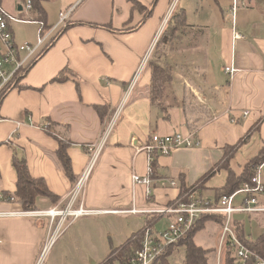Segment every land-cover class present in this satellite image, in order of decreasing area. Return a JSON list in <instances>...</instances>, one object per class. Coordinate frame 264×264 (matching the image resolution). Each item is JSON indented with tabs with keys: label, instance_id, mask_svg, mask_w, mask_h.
Segmentation results:
<instances>
[{
	"label": "crops",
	"instance_id": "0c3cea01",
	"mask_svg": "<svg viewBox=\"0 0 264 264\" xmlns=\"http://www.w3.org/2000/svg\"><path fill=\"white\" fill-rule=\"evenodd\" d=\"M138 1L146 10L130 0L45 2L49 25L58 22L62 11H73L68 25L0 103V190L5 195L15 196L17 190L18 155L25 158L31 175L42 178L59 198L55 203L38 197L37 211L65 206L74 179L87 167L116 112L86 184L84 203L102 213L142 218L137 230L153 214L129 210L162 209L174 203L183 175L198 196L213 201L229 172L240 175L259 153L264 144V0H238L234 17V0ZM172 8L185 22L174 20L171 32L162 37L161 61L172 69L173 80L166 86L161 108L148 95L152 71L147 62ZM233 30L241 37L234 38ZM229 65L236 69L232 78L225 72ZM62 71L66 79L56 80ZM95 106L107 109L104 120ZM193 130L198 131L200 145L180 147L156 159L154 192L148 200L145 187L132 181L134 172L147 173L148 153L138 152V147L149 143L153 133ZM61 142L67 145L71 175L57 154ZM170 180L178 186L171 187ZM208 191L213 197L206 195ZM259 200L264 206V196ZM20 211L24 210L16 198L0 200V212H15L0 216V264H34L47 224L50 232L49 217ZM234 215L245 223L249 238L264 234V211ZM166 216L170 222L168 214L159 219Z\"/></svg>",
	"mask_w": 264,
	"mask_h": 264
},
{
	"label": "built area",
	"instance_id": "2783aa9c",
	"mask_svg": "<svg viewBox=\"0 0 264 264\" xmlns=\"http://www.w3.org/2000/svg\"><path fill=\"white\" fill-rule=\"evenodd\" d=\"M238 4V0H234V5L232 7L233 17L235 16ZM31 8V1L28 0L27 3L23 5V9L29 11ZM72 11L73 8L62 11L58 22L47 28L44 21L25 20L17 14L11 13L4 6L3 1L0 0V103L11 90L18 87L28 68L42 54L52 40L68 25ZM172 11L173 8L170 10L166 21ZM31 21L38 24L36 42L34 44L31 42L19 44L15 39L13 23H26ZM233 33L234 38L241 37V35L235 30H233ZM225 72L232 78L236 69L233 65H229L225 67ZM116 113L108 122L105 134L100 143L94 147L87 167L80 175L74 189L69 194L67 204L63 208L56 206L48 210H24L18 212L21 214L49 217V229L52 231L50 238L54 232H58L61 229L63 223L71 216L76 218L81 215L102 213L100 210L88 209L85 207V188L103 146L105 145V141L114 127L117 116ZM247 114L248 112H245V115ZM47 127L48 125L45 126L46 129ZM200 143L201 141L197 130H193L189 133L176 131L172 134L166 135L153 133L150 137L149 143L141 144L137 149L138 152L145 150L148 153L147 173L142 176L134 172L132 174L133 185H143L145 187V197L150 200L154 192L153 176L156 173V159L161 155L171 154L177 148L196 147L200 145ZM169 185L171 187H177L178 182L176 180H170ZM195 191L196 187L179 197L174 203L162 209L141 211L134 208L129 210V212L134 213L149 212L162 215L168 214L171 215L172 218L163 230H156L154 226L145 227L143 230L142 246L136 250L131 257L126 258L124 263L115 262L112 264H153L160 260L161 256L169 246L186 238L197 220L205 214H222L225 216V224L220 231V249L223 245L226 246L227 242L230 241L237 258V264H247L249 260H253V264H264V256L252 251L244 245L239 240L232 227L234 214H251L264 211V206L260 205L259 200L260 196H264V161L256 168L253 184L245 183L239 190L231 195L223 196L218 203H214L212 200L198 196ZM238 195H244V198L241 199L240 203L236 202ZM0 200L12 201L15 200V197L12 195H5L0 190ZM78 201L79 204L77 205ZM14 213L15 212H0V216ZM49 245L50 243L48 241L44 250H46ZM217 257L218 264H221V252L218 253Z\"/></svg>",
	"mask_w": 264,
	"mask_h": 264
},
{
	"label": "trees",
	"instance_id": "16d2710c",
	"mask_svg": "<svg viewBox=\"0 0 264 264\" xmlns=\"http://www.w3.org/2000/svg\"><path fill=\"white\" fill-rule=\"evenodd\" d=\"M28 0H19V4L25 5ZM32 8L28 11L33 21H44L46 27L49 28L52 25H49L47 22V12L45 9V2L49 0H30ZM133 2L134 7H140L142 10H146V7L143 6L138 0H130ZM155 0L154 2H156ZM150 9L145 14V18L150 15ZM178 23L185 22V18L182 13H172L170 16L166 27L164 28L162 35L160 36L158 42L156 43L152 55L150 56L147 65L151 68L152 77L151 83L148 90V95L151 101L161 108L163 107V98L165 96L166 86L173 80L172 69L168 66L166 62L161 61L162 57V48L161 42L162 37L165 33L171 32L169 27L173 21ZM56 38L45 48V50L54 42ZM44 50V51H45ZM43 51V52H44ZM42 52V53H43ZM42 55V54H41ZM66 79L65 71L61 72L56 80ZM98 110L101 118L104 120L107 114V109L101 106H95ZM67 145L61 142L60 148L57 151L59 158L62 161L63 167L68 174L71 175V165L70 159L66 153ZM234 148L231 146V149L227 150V155L230 154V151ZM89 153V152H88ZM91 156V155H90ZM230 157L226 158V161L222 163L224 166L228 163ZM264 161V144L261 146L259 153L250 158L240 175H236L233 171H230L228 174L227 181L224 186L217 188L215 190L214 203H218L223 196H228L239 190L245 183L253 184V178L256 174V168ZM221 165V166H222ZM14 167L17 172V190L14 193V197L20 203L22 210L25 211H36L39 210L37 206V199L40 196H47L52 199L53 202H58L59 198L56 197L47 187L42 178H35L31 175L26 160L24 157H19L18 155L14 156ZM211 172L207 173L203 179L207 178ZM73 176V175H72ZM155 175L153 176V178ZM75 184L78 179H74ZM180 193L179 197L188 193L191 187L188 186L185 180V176L181 177L180 183ZM6 195H8L6 193ZM238 199L244 198V195H238ZM237 202V201H236ZM172 203V202H171ZM152 219H149L146 225L155 226L156 221L151 223ZM214 221L221 228L225 224V216L222 214H205L199 218L194 225L193 229L190 231L186 238L179 240L177 243L169 246L166 251L161 256L160 260L154 262L153 264H171L169 258L173 255L174 251L183 247L185 249V259L182 264H212L210 260V254L214 252L211 249L204 248L195 241L196 233L203 229L207 222ZM145 225V227H146ZM134 232L124 243L117 247L111 246V251L108 257L105 259L110 263V261L124 263L126 258L131 257L136 250L142 246L143 240V230L144 228ZM232 227L234 228L239 240L246 245L252 251L261 254L264 256V234L258 236L257 238H249L245 233V223L240 221L235 215L233 216ZM225 262L224 264H237V258L233 247L231 246L230 241L227 242L225 246ZM247 264H253V260H249Z\"/></svg>",
	"mask_w": 264,
	"mask_h": 264
},
{
	"label": "rangeland",
	"instance_id": "374dc122",
	"mask_svg": "<svg viewBox=\"0 0 264 264\" xmlns=\"http://www.w3.org/2000/svg\"><path fill=\"white\" fill-rule=\"evenodd\" d=\"M2 1L7 10L11 13L17 14L22 19L31 20V16L28 11L25 9L22 11L18 10V5L20 3L19 0ZM13 28L15 31L16 41L19 44H23L25 42H31L34 44L36 42L38 24L35 22H14ZM206 195L213 197V193L210 191H208ZM63 207L64 206L62 205L61 208ZM85 207L87 208L88 206L85 205ZM147 207L154 208L156 206L148 204ZM152 214L151 223L159 220L154 226L155 229L163 230L169 223L167 216L159 219L162 214ZM142 224V218L140 219L131 214L99 213L81 215L76 218L71 216L63 223L58 232H54L51 238L50 235L52 231L50 230V232H48L47 224L45 236L42 245L39 248L41 251L34 264L115 263L116 261H110L109 263L105 260L112 250L111 246L117 247L125 242ZM250 224L254 227L253 234L255 235L257 232V229L255 228L257 224L256 218H253ZM147 226L151 225H146V227ZM217 229L218 226L216 222H207L205 227L196 233L195 241L204 248L214 251L210 254L212 264H218L217 255L221 252V264H224L226 250L224 245L220 249V236L218 235ZM48 241L50 245L43 251V248ZM184 257L185 249L181 247L180 249L174 251L173 255L169 258V261L171 264H181Z\"/></svg>",
	"mask_w": 264,
	"mask_h": 264
},
{
	"label": "water",
	"instance_id": "95a60500",
	"mask_svg": "<svg viewBox=\"0 0 264 264\" xmlns=\"http://www.w3.org/2000/svg\"><path fill=\"white\" fill-rule=\"evenodd\" d=\"M18 10H19V11H22V10H23V5H22V4H19V5H18Z\"/></svg>",
	"mask_w": 264,
	"mask_h": 264
}]
</instances>
